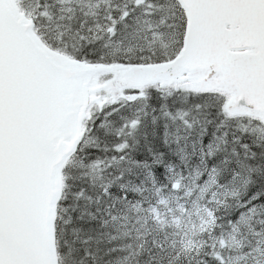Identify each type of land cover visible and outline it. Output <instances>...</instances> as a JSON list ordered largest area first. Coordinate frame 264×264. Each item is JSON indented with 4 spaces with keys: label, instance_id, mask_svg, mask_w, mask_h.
I'll use <instances>...</instances> for the list:
<instances>
[{
    "label": "snow or ice",
    "instance_id": "1",
    "mask_svg": "<svg viewBox=\"0 0 264 264\" xmlns=\"http://www.w3.org/2000/svg\"><path fill=\"white\" fill-rule=\"evenodd\" d=\"M0 264H264V0H0Z\"/></svg>",
    "mask_w": 264,
    "mask_h": 264
}]
</instances>
